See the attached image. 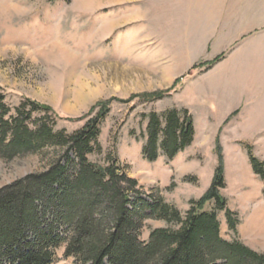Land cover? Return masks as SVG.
I'll return each mask as SVG.
<instances>
[{
    "label": "rangeland",
    "instance_id": "1",
    "mask_svg": "<svg viewBox=\"0 0 264 264\" xmlns=\"http://www.w3.org/2000/svg\"><path fill=\"white\" fill-rule=\"evenodd\" d=\"M0 86L12 113L25 99L47 105L68 133L108 102L101 152L89 160L116 158L139 198H163L182 216L210 188L221 156V196L239 224L230 230L227 210L218 212L220 235L264 253V179L248 156L250 148L264 166V0H0ZM173 109L191 115L192 144L150 163L147 116ZM52 159L0 160V191ZM165 227L145 219L140 239ZM57 256L75 264L64 248Z\"/></svg>",
    "mask_w": 264,
    "mask_h": 264
},
{
    "label": "trees",
    "instance_id": "2",
    "mask_svg": "<svg viewBox=\"0 0 264 264\" xmlns=\"http://www.w3.org/2000/svg\"><path fill=\"white\" fill-rule=\"evenodd\" d=\"M109 105H98L95 116L68 133L57 129L59 118L47 105L25 99L12 113L0 86V160L53 153L46 170L0 191V264H55L62 248L75 264H264V253L220 235L218 212L227 210L221 156L210 188L185 216L163 198H139L137 181L116 158L109 157L105 165L89 160L101 152L100 125ZM147 119L144 160L152 163L162 154L172 161L192 144L193 119L187 110L151 113ZM248 156L264 179V166L250 148ZM212 201L215 210L206 211ZM226 216L235 231L239 220L229 210ZM148 218L167 227L142 241V222Z\"/></svg>",
    "mask_w": 264,
    "mask_h": 264
}]
</instances>
